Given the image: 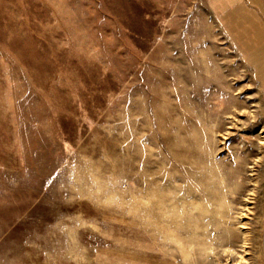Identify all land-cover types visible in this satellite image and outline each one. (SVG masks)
I'll return each instance as SVG.
<instances>
[{
    "label": "rangeland",
    "instance_id": "rangeland-1",
    "mask_svg": "<svg viewBox=\"0 0 264 264\" xmlns=\"http://www.w3.org/2000/svg\"><path fill=\"white\" fill-rule=\"evenodd\" d=\"M240 1L233 29L213 0H0V264H264Z\"/></svg>",
    "mask_w": 264,
    "mask_h": 264
},
{
    "label": "bare ground",
    "instance_id": "bare-ground-1",
    "mask_svg": "<svg viewBox=\"0 0 264 264\" xmlns=\"http://www.w3.org/2000/svg\"><path fill=\"white\" fill-rule=\"evenodd\" d=\"M212 5H213L215 11L218 12L221 21L224 22L225 25H227V26H229V27H231L233 29H238L239 27H242L243 25L248 24L251 21H254V16L248 11V9L244 5H242V2L240 0H213ZM263 82H264V78H263ZM244 112H246L245 109H242V108L237 109V108H235L233 110V114L232 115H236V113L242 114ZM232 125L236 126L237 122L233 121ZM259 134H262V131ZM263 144H264V142L262 140H258L257 141L256 146H257V149L259 150V152H260ZM239 165L246 166L247 165L246 160H244ZM248 167H249V165H248ZM241 225H243V224H241ZM240 228H243V227H240ZM242 234H243L244 237L242 236L243 237V243H242L241 247L244 248L245 244H246V238H245L246 237V233L242 232Z\"/></svg>",
    "mask_w": 264,
    "mask_h": 264
}]
</instances>
